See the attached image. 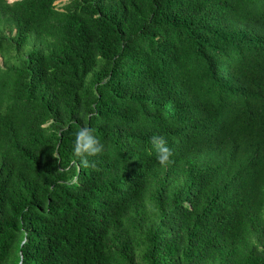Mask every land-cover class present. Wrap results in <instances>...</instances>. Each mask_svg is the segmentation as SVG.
<instances>
[{
  "label": "trees",
  "instance_id": "obj_1",
  "mask_svg": "<svg viewBox=\"0 0 264 264\" xmlns=\"http://www.w3.org/2000/svg\"><path fill=\"white\" fill-rule=\"evenodd\" d=\"M64 1L0 0V264H264V0Z\"/></svg>",
  "mask_w": 264,
  "mask_h": 264
},
{
  "label": "clouds",
  "instance_id": "obj_2",
  "mask_svg": "<svg viewBox=\"0 0 264 264\" xmlns=\"http://www.w3.org/2000/svg\"><path fill=\"white\" fill-rule=\"evenodd\" d=\"M151 149L161 167L166 168L173 163V150L162 136L154 135L151 138ZM103 151L104 145L92 129L84 127L76 132L73 153L83 167H89V157L101 155Z\"/></svg>",
  "mask_w": 264,
  "mask_h": 264
},
{
  "label": "rangeland",
  "instance_id": "obj_3",
  "mask_svg": "<svg viewBox=\"0 0 264 264\" xmlns=\"http://www.w3.org/2000/svg\"><path fill=\"white\" fill-rule=\"evenodd\" d=\"M8 1L11 3V2H13V1H15V0H8ZM64 2H66V0H65ZM64 2H63V3H64Z\"/></svg>",
  "mask_w": 264,
  "mask_h": 264
}]
</instances>
